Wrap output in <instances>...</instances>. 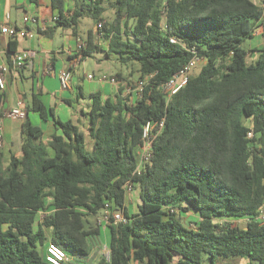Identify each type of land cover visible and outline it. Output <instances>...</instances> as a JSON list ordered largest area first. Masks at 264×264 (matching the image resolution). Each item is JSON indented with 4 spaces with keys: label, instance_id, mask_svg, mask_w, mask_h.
Here are the masks:
<instances>
[{
    "label": "trees",
    "instance_id": "16d2710c",
    "mask_svg": "<svg viewBox=\"0 0 264 264\" xmlns=\"http://www.w3.org/2000/svg\"><path fill=\"white\" fill-rule=\"evenodd\" d=\"M50 2L55 25L40 34L71 30L85 43L76 59L115 55L138 82L121 84L118 72L116 95L90 94V110L80 112L86 129L32 95L22 156L12 152L5 165L0 150V264H53L51 243L70 258L63 264H264V224L255 220L264 205V42L245 46L264 31V0ZM83 19L101 25L98 36L81 38ZM17 39L10 37L9 73L26 66L11 67ZM194 58L204 65L169 99L166 83ZM141 81L140 95L126 94ZM6 97L0 89V121ZM73 102L64 100L76 109ZM28 112L52 119L46 142ZM160 121L152 158L139 169L144 127ZM127 185L139 193L135 212ZM107 204L128 222L103 229ZM104 231L109 258L100 254Z\"/></svg>",
    "mask_w": 264,
    "mask_h": 264
},
{
    "label": "crops",
    "instance_id": "0c3cea01",
    "mask_svg": "<svg viewBox=\"0 0 264 264\" xmlns=\"http://www.w3.org/2000/svg\"><path fill=\"white\" fill-rule=\"evenodd\" d=\"M41 2V5L37 6L30 0H0V25L9 14L12 25L21 29L27 28L35 33L34 39L18 38L16 40V53L33 51L36 53V56L29 60L26 66L19 72L10 70V73L6 75L7 97L3 108L4 117L2 119L3 146L11 154L14 150V138L19 135L20 148L14 151L19 157L22 156V121L9 119L5 115L9 110L14 108H27L31 104L34 93H41L45 105L53 107L61 120H63V115L66 120L72 119L74 122H78L80 119L81 122L79 121L78 124L83 129H86L87 121L81 117L80 112L82 110L84 112L90 110L91 101L88 99L89 95L100 92L104 98H107L116 95L119 90L118 84L113 85L110 82L101 81L103 76L111 78V75H96L93 72L92 74H94L95 79L89 80L88 76L91 74H80V67L85 64V60L79 63L75 58L79 39L72 34L71 30L57 29L48 35L39 33V29L45 31L55 25L54 12L52 11L50 0H41ZM25 16L38 17L39 24L36 26H26L23 22ZM78 31L80 36L84 35L81 26L78 28ZM9 43L10 38L0 32V65L9 64V58L7 57L10 48ZM99 45L103 47L104 43L99 40ZM68 68L73 69L71 88L63 90L59 83L58 74L61 70ZM49 69L54 70L53 73L47 74ZM85 81L88 83L86 89L83 86ZM79 87L82 88L81 97H79ZM64 100H76L77 103L73 102L76 109L64 103ZM31 113L34 112H28V117L35 125L40 126L44 130V140L46 142L55 133L52 119L44 122L37 113H34L32 116ZM17 122H20V131L18 130ZM87 146L88 149L92 148V141L88 137ZM130 209L134 211V207Z\"/></svg>",
    "mask_w": 264,
    "mask_h": 264
},
{
    "label": "built area",
    "instance_id": "2783aa9c",
    "mask_svg": "<svg viewBox=\"0 0 264 264\" xmlns=\"http://www.w3.org/2000/svg\"><path fill=\"white\" fill-rule=\"evenodd\" d=\"M24 24L27 25H33L36 26L39 24L38 17L35 16H25L23 18ZM101 27V25H99ZM0 32L4 36L10 38V37H17L20 39H34L35 33L27 28H18L11 24V16L8 14L4 21H2L0 25ZM172 42H175V39L171 40ZM85 46L84 41L79 40L78 41V49H82ZM36 56V53L33 51H28L24 53H16L11 58V67L14 69H21L24 65H26L29 60L34 58ZM77 62H81V57L77 59ZM203 62L199 58H194L189 65L181 71L179 74L173 76L165 85V94L170 99L172 96L177 94L184 86L187 85L190 75L192 74V71L201 63ZM54 70H48L47 74L53 73ZM72 68L61 70L58 74V79L60 86L63 90H68L71 88V82H72ZM9 73V67L8 65H0V89L2 91H6L7 88V80L6 75ZM89 80H94L95 76L94 74H91L88 76ZM101 81L104 82H110L113 85H117V79L116 78H108L106 76H103L101 78ZM144 89V82H139L136 88V93L139 95L143 92ZM137 94V95H138ZM5 117L17 120V121H24L27 117V108L25 107H18L9 110ZM3 121H0V148L3 146ZM164 128V121L160 122H148L143 130L142 140L143 145L141 147V154L139 158V169L142 168V166L146 163H149L152 154H153V144L159 134L161 133L162 129ZM253 136V133H249V138ZM127 195L129 196L134 190L131 185L126 186ZM255 220L260 223L264 224V205L259 209L258 215L256 216ZM240 221L245 220H238L235 221V223L238 224ZM128 220L125 218L122 211H114L111 209V207L107 204L103 216L99 220L100 226H102L103 229H106L109 225H117V224H126ZM47 259L53 263V264H63L64 262H68L70 258L66 254L64 250H62L60 247H58L55 244H49L47 248Z\"/></svg>",
    "mask_w": 264,
    "mask_h": 264
},
{
    "label": "rangeland",
    "instance_id": "374dc122",
    "mask_svg": "<svg viewBox=\"0 0 264 264\" xmlns=\"http://www.w3.org/2000/svg\"><path fill=\"white\" fill-rule=\"evenodd\" d=\"M263 0H257V2L259 4L262 3ZM111 12H108L107 16H110ZM81 28H82V32L84 33V35H81V38L86 40L87 34L89 31L93 32L94 34H96L98 36L99 33V26L94 23L92 20L90 19H83L81 21L80 24ZM263 29L260 28L256 31V33L254 34V38L251 40H247L245 42V46L247 48H258L260 47V45L264 42V39L262 37L263 34ZM101 42V40H100ZM255 54L251 53L250 57H249V61H251L253 59V56ZM117 56L113 55L111 58L106 57L105 53H101V52H96L93 53L91 57H88L85 60V64L80 67V74L83 75V73L88 74H92L93 72L96 73V75H107V76H113L115 77L116 73L118 72H123L124 75V82H121V84H126L129 83L130 85H132L133 87L136 86V83L138 82V74H131L132 69H128L125 67H122V65L116 61ZM204 65V62H201L193 71L192 74H198V72L200 71L201 67ZM27 86V85H26ZM84 89H86V87L88 86V83L85 81L83 83ZM132 86H129L127 89L126 94L129 95L131 93L135 94L134 99L136 98V90L132 89ZM34 115V113H31V116ZM63 121H67L66 118L64 117V115L62 116ZM18 126V130L20 131V122L16 123ZM14 151H17L20 148V138L19 135L18 137L15 136L14 138ZM2 155H3V160L5 165L9 164V159H10V154L9 152L4 148V146H2L0 148ZM140 203V199H139V195L138 192L136 190H134L129 196H128V201H127V206L128 207H134V212L137 211V205ZM238 224H240L241 226L246 224V221H240L238 222ZM108 238H109V234L108 232L104 231V237L103 239V244H102V250H100V254L102 256H105L106 258H109L110 255V249H109V242H108ZM205 264H209L208 261H205ZM216 264H245V261L242 259H231V260H223L222 258H219L216 262Z\"/></svg>",
    "mask_w": 264,
    "mask_h": 264
}]
</instances>
